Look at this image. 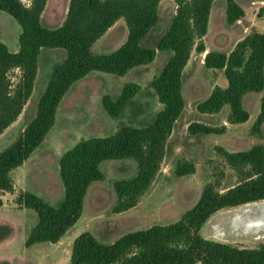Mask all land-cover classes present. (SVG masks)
Returning <instances> with one entry per match:
<instances>
[{"label": "trees", "instance_id": "1", "mask_svg": "<svg viewBox=\"0 0 264 264\" xmlns=\"http://www.w3.org/2000/svg\"><path fill=\"white\" fill-rule=\"evenodd\" d=\"M160 1L69 0L62 23L49 28L42 22L47 0H30L29 4L0 0V10L14 17L21 29L17 51H10L0 42V135L17 120L32 94L42 49L65 51L64 58L50 72L34 117L0 150V192L14 190L11 172L22 166L43 142L55 123L61 101L75 83L91 71L123 76L134 67L151 63L157 50L170 53L159 74L149 82L161 109L141 125L122 124L111 135L84 138L66 150L58 160L64 190L58 204L52 205L30 191L19 194L18 204L33 209L38 216L26 246L57 243L78 221L89 186L105 180L99 168L102 161L132 158L137 164L133 177L113 182V213L134 208L160 171L167 139L185 108L182 74L192 51L206 50L203 37L214 0H173L175 13L169 28L155 47L145 46L142 40L158 22ZM225 1L227 24L245 16L235 0ZM122 18L128 28L126 40L112 52L93 54L92 45ZM203 63L206 68L221 69L228 85L214 86L209 96L197 104V110L212 114L229 105L226 123L246 122L250 114L243 103L244 95L264 89V31L252 29L229 53L207 51ZM15 70L19 76L14 81ZM140 90L135 82L125 83L116 97L104 94L101 106L110 117L119 118ZM263 123L264 94L251 133L261 134ZM187 131L221 135L226 132V125L191 122ZM215 149L235 171L238 180L234 185L221 191L216 183L209 182L179 220L128 232L112 243L99 242L90 231H83L73 240L68 264H264V244L238 247L206 239L200 233L217 211L264 200V145L257 143L239 151H228L222 146ZM194 172L191 161L178 159L174 164L175 176Z\"/></svg>", "mask_w": 264, "mask_h": 264}, {"label": "rangeland", "instance_id": "2", "mask_svg": "<svg viewBox=\"0 0 264 264\" xmlns=\"http://www.w3.org/2000/svg\"><path fill=\"white\" fill-rule=\"evenodd\" d=\"M22 1L26 4L30 2ZM235 1L244 8L245 16L231 25L226 22V1L215 0L213 3L209 29L204 39L208 50L228 53L252 29L264 31V0ZM68 3L69 0H48L42 15L43 24L49 28L58 27L66 16ZM174 13L173 0L160 1L158 22L142 40L145 46H156L159 38L169 28ZM20 30L14 17L0 10V42L5 43L10 51L18 49ZM127 35L126 22L123 18L119 19L92 45L91 52H112L126 40ZM169 55L167 51L157 50L151 63L134 67L123 76L91 71L73 85L61 101L55 123L43 142L22 166L11 172L14 190L0 192V264H68L73 240L83 231H90L99 242L112 243L128 232L179 220L196 203L202 188L209 182L216 183L221 191L237 182L235 171L225 163L215 147L222 146L228 151H239L249 149L257 143L264 145V123L261 134L251 133L264 89L261 92L245 94L243 103L250 116L244 123H226L229 105H224L218 113L199 112L197 104L209 96L213 87L217 85L225 88L228 82L221 69L206 68L203 54L193 50L182 74L185 111L181 113L175 131L167 141L160 171L139 203L121 213L111 211L116 201L113 182L133 177L137 164L132 158L104 160L99 168L104 173L105 180L90 185L81 217L61 240L55 244L42 242L25 245L38 216L33 209L18 204L19 194L30 191L52 205L58 204L64 191L58 174V160L66 150L81 139L111 135L122 124L141 125L161 109L149 82L159 74ZM64 56L63 49H42L32 94L17 120L0 135V150L8 146L34 117L37 101L47 84L50 72ZM18 76L19 71L15 70L12 73L14 81ZM128 82L139 84L140 92L134 103L119 118L110 117L101 106V97L104 94L116 97L122 86ZM191 122L211 126L226 124L229 130L221 135L190 134L184 126ZM178 159L193 162L195 172L181 177L175 176L173 169ZM262 201L264 200L256 203ZM253 203L255 202L217 211L202 226L201 235L206 239L238 247L255 248L264 244V225L255 228L252 223L264 217V209L255 207ZM250 212L252 213L249 214ZM245 224L248 225L247 230L243 229ZM222 231L228 234L222 235Z\"/></svg>", "mask_w": 264, "mask_h": 264}, {"label": "bare ground", "instance_id": "3", "mask_svg": "<svg viewBox=\"0 0 264 264\" xmlns=\"http://www.w3.org/2000/svg\"><path fill=\"white\" fill-rule=\"evenodd\" d=\"M253 205L255 206V207H260V208H262V209H264V201H262V202H259V203H253ZM254 208V207H253ZM252 212H250L249 214H251ZM256 216V215H255ZM251 217V216H250ZM233 218V216L230 218V219H232ZM241 219V218H240ZM240 222V221H239ZM252 223L255 225H253L255 228H258V227H261V226H263L264 225V217L262 216V217H260V218H258V219H256V220H254V221H252ZM243 224V223H242ZM233 225V224H232ZM238 228H239V226H238ZM247 228H248V225L247 224H245V226H244V230H247ZM251 228V227H250ZM241 229V228H240ZM252 229V228H251ZM251 229H249V230H251ZM261 230V229H260ZM230 231V230H229ZM239 232H241V231H239ZM225 234H228V232H226V231H222V235H225ZM253 234H255V233H253ZM261 234V233H260Z\"/></svg>", "mask_w": 264, "mask_h": 264}, {"label": "crops", "instance_id": "4", "mask_svg": "<svg viewBox=\"0 0 264 264\" xmlns=\"http://www.w3.org/2000/svg\"><path fill=\"white\" fill-rule=\"evenodd\" d=\"M47 1H48V0H47ZM214 2H215V0L213 1V3H214ZM46 4H47V3H46ZM212 5H213V4H212ZM45 7H46V6H45ZM44 10H45V9H44ZM243 10H244V8H243ZM244 11H245V10H244ZM43 12H44V11H43ZM42 15H43V13H42ZM209 20H210V19H209ZM240 20H241V19H240ZM110 28H111V27H110ZM110 28H109V29H110ZM109 29H108V30H109ZM208 29H209V27H208ZM208 29H207V32H208ZM108 30H107V31H108ZM206 35H207V33H206L205 36L203 37V42H204V39H205ZM242 38H243V37H242ZM242 38H241V39H242ZM204 45H205V42H204ZM205 48H206L205 52L201 53V54H203V56L205 55V53H206L207 51H209V50H208V47H207L206 45H205ZM14 51H17V49H15ZM228 53H229V52H228ZM188 61H189V60H188ZM186 66H187V65H186ZM244 96H245V95H244ZM243 99H244V97H243ZM183 111H185V108H184ZM183 111H182V112H183ZM179 117H180V116H179ZM178 119H179V118H178ZM178 119H177L176 122L174 123V126H173V128H172V132H171L170 136H172L173 133H174V131H175V125L177 124ZM187 125H188V124H185L184 129H186ZM225 125H226V124H225ZM230 125H232V124H230ZM227 130H229V126H226V131H227ZM170 136H169V137H170ZM168 139H169V138H168ZM168 139H167V141H168ZM166 144H167V142H166ZM89 187H90V186H89ZM88 191H89V188H88ZM88 191H87V194H88ZM87 194H86L85 198L87 197ZM84 202H85V199H84ZM83 208H84V207H83ZM58 242H59V241H58ZM54 244H55V243H54Z\"/></svg>", "mask_w": 264, "mask_h": 264}]
</instances>
